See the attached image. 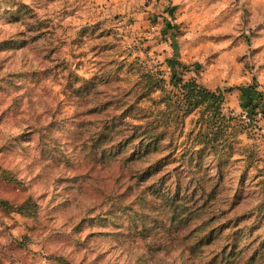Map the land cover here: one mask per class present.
<instances>
[{"label": "clouds", "instance_id": "9594fccd", "mask_svg": "<svg viewBox=\"0 0 264 264\" xmlns=\"http://www.w3.org/2000/svg\"><path fill=\"white\" fill-rule=\"evenodd\" d=\"M0 264H264V0H0Z\"/></svg>", "mask_w": 264, "mask_h": 264}]
</instances>
